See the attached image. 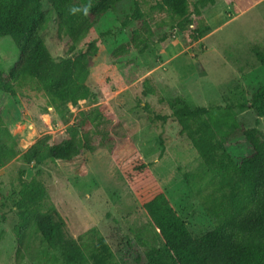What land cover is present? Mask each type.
I'll return each instance as SVG.
<instances>
[{
	"label": "rangeland",
	"instance_id": "obj_1",
	"mask_svg": "<svg viewBox=\"0 0 264 264\" xmlns=\"http://www.w3.org/2000/svg\"><path fill=\"white\" fill-rule=\"evenodd\" d=\"M157 2L121 0L92 30L72 38L59 27L52 6L41 0L40 35L52 59L74 58L97 46L86 79L90 95L75 106L50 104L37 84L13 85L14 96L0 90V115L21 149L45 134L59 142L79 111L97 107L101 121L92 135L95 150L83 151L71 162L31 166L14 159L0 166V264H17L14 203L22 166L25 180L36 174L44 184L47 204L64 220L67 237L96 227L114 252L115 264H144L145 251L160 240L113 160L130 144L140 151L194 236L216 225L207 198L220 176L206 168L169 116L167 103L178 97L191 107L236 104L250 100L264 86V64L255 53L264 54V0H215L198 6V13L197 0H189L187 24L155 9ZM18 62L12 39L0 38V71L8 73ZM235 110L245 127H256L264 135V117L252 109ZM156 115L167 119L162 122ZM227 150L232 155L248 151L245 143ZM19 264L60 263L34 233Z\"/></svg>",
	"mask_w": 264,
	"mask_h": 264
},
{
	"label": "trees",
	"instance_id": "obj_2",
	"mask_svg": "<svg viewBox=\"0 0 264 264\" xmlns=\"http://www.w3.org/2000/svg\"><path fill=\"white\" fill-rule=\"evenodd\" d=\"M46 1L54 9L61 30L78 38L121 0ZM214 2L197 0V13L198 6ZM188 7L189 0H158L154 6L179 18L182 24L190 23ZM43 23L41 0H0V38L10 37L19 52V62L8 73L0 71V90L14 96L17 90L13 85L33 83L40 86L50 104L69 102L75 106L90 95L86 79L98 48L91 45L74 58L54 60L40 35ZM135 36L136 32L132 41ZM255 53L264 64V54ZM167 104L169 116L177 121L206 168L220 176L207 198L217 222L194 236L140 151L130 144L113 160L160 240L145 251L144 264H264V135L256 127H245L235 110L252 109L257 117H264V86L250 100L236 104L191 107L178 97ZM156 117L162 122L167 119L165 115ZM100 121L97 107L79 111L66 129L67 136L59 142H51L45 134L21 149L0 115V166L14 159L31 166L56 160L71 162L83 151L95 150L92 135ZM237 143L247 145L246 154L232 155L227 150ZM26 174V168L20 167L15 189L16 263L25 258L34 233H38L41 244L54 251L60 264H115L114 252L96 227L75 238L65 235V222L55 206L47 204L44 184L36 174L25 180Z\"/></svg>",
	"mask_w": 264,
	"mask_h": 264
}]
</instances>
